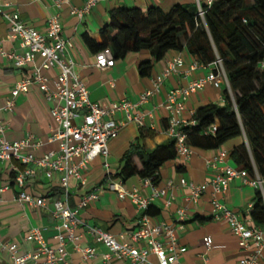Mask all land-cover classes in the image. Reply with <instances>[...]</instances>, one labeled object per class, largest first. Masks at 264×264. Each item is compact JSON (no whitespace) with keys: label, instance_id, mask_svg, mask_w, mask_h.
I'll use <instances>...</instances> for the list:
<instances>
[{"label":"crops","instance_id":"crops-1","mask_svg":"<svg viewBox=\"0 0 264 264\" xmlns=\"http://www.w3.org/2000/svg\"><path fill=\"white\" fill-rule=\"evenodd\" d=\"M54 1L3 0L2 3L7 5L6 10L17 11L26 27L41 33L45 30L47 19L58 16L62 36L71 44L68 54L74 61V72L85 86L93 103L101 106H110L122 101L137 103L142 93L152 89V81L162 75L168 63L176 58L182 60V64L163 79L156 94L145 103L137 104L129 110L130 116H142L143 126L139 128L134 122H127L125 113L116 111L112 118L121 126L117 136L108 143V156L106 159L96 157L88 163L86 170L82 171L84 185L75 179L68 183L67 202L71 208H75L84 195L106 180L120 182L123 188L135 189L142 196L148 197L152 189L144 185L138 176L124 181L120 179L122 156L137 140L148 153L173 141L166 132L169 113L164 104L167 93L170 90L185 88L189 83L204 78L214 69V64L191 69L195 59L185 49L170 50L159 61H154L147 50H141L129 53L123 59H116L112 67L100 70L95 66L96 53L87 46L83 36L86 35L99 44L100 28L108 22L110 11L120 7L137 8L141 11L155 7L167 13L173 6L180 5L187 11L196 12L198 4L202 5L204 0H97L95 6L83 14L81 19L71 14V9L82 8L87 0H68V3L59 7L55 6ZM0 41L5 51L23 52L18 40L9 37L8 24L2 17ZM144 62L151 64L150 72L146 76L140 75L138 69ZM42 73L48 78V84L51 86L58 69ZM28 75L29 68H14L10 62L0 57V119L7 124V141H20L32 136L34 140L41 142V146L32 154L41 157L58 149L57 143L48 141V136L55 127L49 113L54 102L47 101L37 85L31 84L26 92L15 98L11 112L2 110L10 98L13 85ZM225 89H228V85L223 80L221 88L206 83L184 100L178 96V101L182 100L184 106L178 119L189 122L198 108L208 104L222 105V92ZM75 121H80V117ZM242 143H245L244 136L231 139L217 149L203 150L191 147L192 153L188 158L175 156L160 166L157 183L153 187L164 188L167 182H171L172 187L166 188L165 194L150 205L152 211L157 213L148 216L151 224L165 222L173 226L179 246L185 248V252L178 256L179 264H238L242 258L252 253V246L248 251L239 248L237 237L224 220L212 218L210 186L205 188L196 202H192L188 199L189 189L179 183L183 178L188 183L202 185L215 172L206 162L216 155L218 149H223L229 154ZM228 163L236 167L230 157ZM11 166H17L20 170L24 168L14 161L0 162V189L3 188L0 191V264L10 262L7 249L10 244H17L18 254L34 249V244L25 239L32 228L40 230L46 243H54L52 237L56 234L55 227L58 222L53 220L50 210L52 202L60 199L63 192L60 187L61 173L53 172L51 177L47 178L37 169L34 178L25 183L24 190L34 197L45 198L47 204L44 207H34L20 203L16 200L19 188L13 183L14 172ZM255 193L256 190L245 185L241 178H235L230 181L226 194L218 196V199L240 219L251 223L248 206L253 205ZM167 200L171 202L169 206L165 205ZM178 209L185 211V220L182 222L177 221ZM139 215L132 203L118 199L111 190L103 189L96 199L90 200L87 206L79 211L80 224L75 231L79 236L80 246L92 248L94 255L83 259L80 252L73 250L72 244H67L68 264H104L102 255L107 249L94 240L88 231L90 227L110 233L117 242H125L139 250H145L144 242L132 243L126 235L136 229ZM205 237L211 240L209 249L203 244L202 239ZM147 260L146 264H156L153 255H148ZM112 264H126V261L112 260ZM256 264H264V248Z\"/></svg>","mask_w":264,"mask_h":264},{"label":"built area","instance_id":"built-area-1","mask_svg":"<svg viewBox=\"0 0 264 264\" xmlns=\"http://www.w3.org/2000/svg\"><path fill=\"white\" fill-rule=\"evenodd\" d=\"M2 1L0 0V17L8 24L9 37L18 40L23 52L5 51L0 41V57L10 62L14 68H29L28 77L13 85L10 98L2 110L11 112L15 98L20 93L26 92L29 85H37L45 99L54 102L49 113L55 127L50 132L48 141L57 143L58 149L47 152L41 157H35L32 152L41 146V142L34 140L32 136H27L20 141H7L5 139L7 124L0 119V162L14 161L24 166L22 170L17 166H11L14 172L13 183L19 188L16 200L20 203L34 207L46 206L45 198L34 197L24 190L25 183L34 178L37 169L42 171L47 178H50L53 172L61 173L60 187L63 191L62 197L52 202L50 210L53 220L58 222L55 227L56 234L52 237L54 243H46L40 230L32 228L25 239L34 244V249L31 252L18 254L17 244L8 245L10 255L8 264H68L67 244H72L73 250L80 252L83 259L93 257V249L82 248L75 231L80 224L79 211L86 207L90 200L96 199L103 189L111 190L118 199L127 200L133 204L140 215L136 229L127 232L126 235L132 243L142 241L146 244L145 250H139L128 243L117 242L108 232L90 227L88 231L93 235L94 240L103 244L107 249V252L102 255L104 264H112V260H124L126 264H146L148 255L155 257L156 264H179L178 256L185 252V248L179 246L173 226L165 222L151 224L146 214L149 206L165 194V189L172 187L171 182H167L164 188H155L150 179H142L143 184L152 189L150 196L145 197L135 189L123 188L120 182L106 180L99 187L84 195L75 208L68 205L67 195L68 183L71 179L84 185L82 171L86 170L88 163L96 157L106 159L108 156V143L117 136L121 126L113 120L114 113L123 111L127 122H134L141 128L143 126L142 116H130L129 110L137 104L145 103L156 94L163 79L174 72L175 68L182 64V60L176 58L168 63L162 75L152 81V89L142 93L137 103L122 101L110 106H101L90 101L88 91L74 72V61L68 54L71 44L62 36L58 16L49 17L45 30L41 33L26 27L18 12L6 10L7 5ZM215 1L204 0L202 5L198 4L196 14L200 20L204 18L205 9L210 8ZM96 2L97 0H87L82 8H72L71 14L81 19L83 14L95 6ZM65 3H68V0L54 1L56 7ZM94 57L95 66L100 70L114 65V58L109 48L97 52ZM213 64L214 69L204 78L189 83L185 88L170 90L167 93L164 104V108L169 113L166 132L174 141L178 157L188 158L192 153V148L186 144V136L182 128L195 124L193 119L189 122L178 119V115L184 108L182 100L206 83L221 88L224 80L228 85L221 60L217 57ZM201 66L204 65L195 60L190 68L195 69ZM54 68L58 69V73L50 86L48 78L42 72ZM257 69L264 72V56L257 64ZM178 96H181L182 100L178 101ZM78 117L80 121L76 122ZM215 130V125H211L204 134H213ZM28 150L30 151L27 152ZM228 161L227 151L218 149L216 155L206 162V165L215 171L207 181L202 185H194L182 178L179 183L189 189L188 199L192 202H196L205 188L210 186L212 218L224 220L227 223L231 232L237 237L241 250L248 251L250 246L253 247L252 253L242 258L238 264H256L264 248V229L256 226L252 221L250 223L240 219L236 213L220 202L218 196L226 194L230 181L241 178L245 185L259 191L264 199V178L256 172L254 176L249 177L244 169L234 167ZM105 167H107L106 163ZM2 190L3 188L0 189ZM170 203V200H167L165 205L169 206ZM251 207L252 205H249L248 210ZM176 216L178 222L184 221L185 211L176 210ZM202 241L207 249L211 247V240L208 237L203 238Z\"/></svg>","mask_w":264,"mask_h":264},{"label":"trees","instance_id":"trees-1","mask_svg":"<svg viewBox=\"0 0 264 264\" xmlns=\"http://www.w3.org/2000/svg\"><path fill=\"white\" fill-rule=\"evenodd\" d=\"M99 36V44L86 35L83 39L94 53L109 48L114 60L141 50H147L154 61L170 50L182 49L202 65L218 57L229 88L222 92V105L208 104L195 111V124L182 128L186 144L210 150L244 136L245 143L233 148L229 157L249 177L256 172L264 178V72L257 69L264 56V0H216L205 9L203 20L180 5L167 13L155 7L145 11L120 7L110 11ZM138 69L146 76L151 64L141 63ZM211 125H215V132L205 135ZM175 156L174 141L148 153L137 140L122 156L119 177L124 181L138 176L155 185L160 166ZM152 209L149 206L146 214L155 215ZM249 216L253 224L264 229V199L259 191Z\"/></svg>","mask_w":264,"mask_h":264},{"label":"rangeland","instance_id":"rangeland-1","mask_svg":"<svg viewBox=\"0 0 264 264\" xmlns=\"http://www.w3.org/2000/svg\"><path fill=\"white\" fill-rule=\"evenodd\" d=\"M231 98H232V95H231Z\"/></svg>","mask_w":264,"mask_h":264}]
</instances>
